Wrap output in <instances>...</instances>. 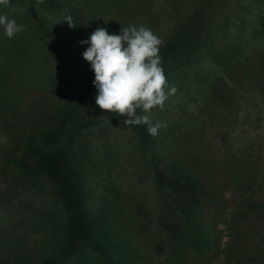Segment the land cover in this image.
Masks as SVG:
<instances>
[{
  "label": "rangeland",
  "instance_id": "1",
  "mask_svg": "<svg viewBox=\"0 0 264 264\" xmlns=\"http://www.w3.org/2000/svg\"><path fill=\"white\" fill-rule=\"evenodd\" d=\"M125 2L129 0H9L6 7L0 6V14L23 25V30L12 38L5 36L0 27V171L10 152L15 154L14 148L20 147L22 132L39 131L38 125L47 120V114L53 113L33 112L35 116L25 117L32 114L34 102L54 89L53 85L57 86L56 77H71L69 84L77 87L74 94L90 90L94 98L84 105V101H75L79 98L77 95H70L69 104L65 102V109L61 111H69L68 122L62 125L58 116L51 121L64 129L70 123L62 131L55 149L63 151L74 164L73 173L83 192V207L93 223L95 235L89 240L86 232L79 230L80 223L72 220L73 212L60 197L57 186L44 174L36 188L18 200L8 202L7 197L0 195V249L3 252L0 258H7L0 264H7L8 259L12 264H38L50 256L64 259L63 264H223L222 250L235 233L242 239L238 245L243 243L246 247L234 249L231 264H237V256L241 264H264L260 244L264 242V229L259 232L258 224L250 227L247 221L232 227L231 203L224 208L210 204L207 208L211 210L210 215L201 227L198 244L194 238L199 234L192 230L183 211L161 192L158 184L154 158L167 153L161 144L163 135L180 127L185 129L186 121L193 115L196 118L205 93L219 75L212 68L211 55L205 54L208 42L215 41L211 36L203 38L207 42L203 43L202 59L186 67L181 79L178 70L174 71V83L168 76L165 91L174 87L175 92L168 96L163 109L157 106L151 110L153 124L157 121L166 124L158 130V135H151L152 143L145 142L146 135L142 132L140 136L137 125L124 124L125 117L95 104L94 70L91 71L90 62L82 56L89 45L79 42L97 27L119 34L122 27L136 25L127 21L129 13L122 7ZM168 2L141 1L148 8L145 13L149 18L159 17L166 9L171 13ZM196 3L215 5V13L217 10L225 19L230 17L231 28L241 24L247 32L251 29L248 22L264 15V0H187L186 19L193 17ZM67 16L72 17L74 27L60 21ZM142 26L148 28L149 24ZM161 31L158 23L153 33L160 38ZM70 54L73 67H67L65 62ZM51 92L49 103L42 100L45 107L47 104L48 109L58 112L61 102L67 98L57 88ZM38 103L42 104L40 100ZM226 106L234 126L227 133L223 129L225 119L217 127L210 124L205 127L201 120L187 125H196L200 132L201 141L195 144L196 149L206 157L207 163L213 161L218 168L225 167L226 159L234 156L246 169L248 178L258 180L264 171V97L255 90L251 95H237ZM205 111L201 109L202 118ZM137 114L144 113L140 109ZM220 114L227 113L223 110ZM140 125L148 132L147 125ZM3 180L0 174V189ZM241 191L232 185L225 197L229 201L233 196L239 197ZM222 213L230 215V221L222 218ZM184 232H189L187 240L182 237L186 235ZM184 243V253L177 258L172 246Z\"/></svg>",
  "mask_w": 264,
  "mask_h": 264
},
{
  "label": "trees",
  "instance_id": "2",
  "mask_svg": "<svg viewBox=\"0 0 264 264\" xmlns=\"http://www.w3.org/2000/svg\"><path fill=\"white\" fill-rule=\"evenodd\" d=\"M141 1L146 0H129L131 3L125 2L122 7L126 14L129 13L127 21L137 23L135 25L137 27L149 24L148 28L154 31L158 23L161 26L160 39L163 44L159 46V55L166 80L169 76L174 83L176 80L174 71L176 70H178L181 79L186 67L191 66L194 61L202 59L200 56L204 53L203 43L207 42L203 41V38L211 36L210 39L215 40L208 42L205 54L211 55L210 63L219 75L205 93V100L197 110L196 118L193 115L190 119L188 118L189 120L186 123L190 126L195 123V120H201V123L206 125L205 127L208 124L217 127L219 121L225 119L223 129L227 130L224 133L230 131L234 126H231V118L228 114L230 112L226 110V104L228 105L230 101L233 102L239 94L251 95L255 90L264 97V15H257L256 19L248 22L251 29L247 32L241 24L231 28L230 17L225 19L223 14H218L217 10L215 13L213 9V6L216 7L215 5L196 3L193 17L190 16L189 19H186L184 14H187V12L184 8L187 0H166L169 1L168 6L171 7V13L168 11L169 9H166L159 14V17L154 15L149 18L148 14L145 13L148 8L143 6ZM138 20L141 21L138 22ZM235 27L236 29H234ZM234 30H237L238 33L233 34ZM72 57L70 54L65 60L68 63L67 67H73L71 66L74 63ZM180 62L183 64L181 71L178 68ZM173 63L174 65H172ZM69 69L71 70V68ZM73 74L76 75V73ZM63 78L56 77L57 82H55V85L57 86H52L57 88L58 92H63V95L67 98V100L61 102L58 112L48 109V105L46 104L45 107L44 103H49L47 99L50 98L49 93L52 90L55 91L54 88L46 96H41L34 102L32 114L25 115V117H29L33 116L34 113L42 114L43 111H48V113L53 112L54 117L47 114V120L43 121L41 126L38 125L39 131L22 132L24 138L21 140L20 147L14 148L15 154L10 152L11 155L7 156L6 163L3 161L0 174L4 176V180L0 195L3 194L1 196L7 197L8 202L18 200L25 192L36 188L39 178L45 174L57 186L60 197L66 201L69 209L73 212L72 220L76 221L77 224L80 223L79 230L82 233L85 231L86 237L90 240L95 236L93 223L83 207V192L79 183L77 185L78 179L73 173L74 164L71 163L63 151H57L55 146L62 135V131L65 132L67 126L70 125L69 123L65 129L63 128L62 125L68 122L69 111L61 112L65 109V102L69 104L70 95H77L79 98L75 101H84V105L88 104L89 99L94 97L90 94V90H84L80 95L74 94L77 87L69 84L72 78ZM39 100L42 104L38 103ZM66 108L69 109L67 106ZM89 108H91V105ZM202 108L206 109L204 118L200 114ZM223 110L226 111V116L220 114ZM57 116L60 119L58 122H61L62 125L51 122ZM25 117L24 119H26ZM124 124L126 123L124 122ZM187 125H185V129L177 127L179 129L163 135L161 144L164 145L167 153L161 158H154L161 192L163 191L166 197L172 198L171 200L191 222L192 230L194 229V232L199 234L194 238L198 244L199 240L197 239L202 237L201 227L210 215L211 210H207L208 207L210 208V204L221 205L224 208L231 203L234 207V214H230L232 218L231 226L237 228L238 222L247 221L250 227L258 224L260 232L262 228L264 229V171L258 180L249 179L246 169L235 161L234 156L227 158L225 161L226 166L220 167L221 169L213 161L209 160V163H207L206 157L200 154L199 149H196L197 145L195 144H199L201 141L198 128L196 125L192 127ZM137 128L140 136L142 132L145 133V142L152 143V136L144 130L143 126L137 125ZM16 172L18 173L15 175ZM232 185L242 189L239 197H231L237 201L236 203L231 201L232 199L228 201L225 197L226 192ZM3 201H6V199L3 198ZM222 215V218L226 220L230 217V215L227 216L224 213ZM227 221H230V218ZM213 229L216 230V227ZM184 233L186 235L182 237L187 240L189 232ZM256 233L254 232V234ZM239 239L242 240L239 234L236 233L229 237L227 247L222 250L225 253L223 264L234 263L231 260L234 258V249L246 247L243 243L238 245ZM192 243L196 246L193 240ZM260 244L261 252L264 254V242ZM184 246L186 244L176 245L175 248L172 246L177 258L178 254L184 253ZM209 251L210 247H208L207 252ZM248 251L250 252L251 249ZM2 253L0 249V257ZM3 257L5 258H0V262H6V256ZM244 258H247V256H244ZM240 259L237 256V264H241ZM63 260L50 256L38 264H63ZM8 263L12 264L10 259L7 260Z\"/></svg>",
  "mask_w": 264,
  "mask_h": 264
},
{
  "label": "clouds",
  "instance_id": "3",
  "mask_svg": "<svg viewBox=\"0 0 264 264\" xmlns=\"http://www.w3.org/2000/svg\"><path fill=\"white\" fill-rule=\"evenodd\" d=\"M8 4L9 0H0V6ZM60 21H67L70 28L75 26L71 16ZM0 27L8 38L23 30V25L5 14H0ZM79 43L89 45L82 56L94 70L95 104L126 117L129 125H147L150 135H158V129L166 124H153L151 110L157 106L163 109L168 96L175 92L174 87L165 91L167 80L159 55L163 41L150 28L130 25L122 27L119 34L97 27ZM137 109L144 114L138 115Z\"/></svg>",
  "mask_w": 264,
  "mask_h": 264
}]
</instances>
